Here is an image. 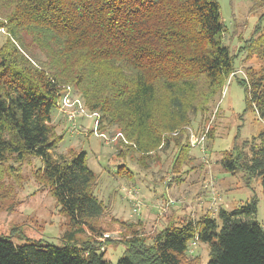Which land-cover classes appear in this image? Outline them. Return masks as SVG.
<instances>
[{
    "label": "trees",
    "instance_id": "1",
    "mask_svg": "<svg viewBox=\"0 0 264 264\" xmlns=\"http://www.w3.org/2000/svg\"><path fill=\"white\" fill-rule=\"evenodd\" d=\"M0 19L8 33L0 47V194L15 192L23 165L39 159L34 179L67 220L61 247L0 237V264H111L96 245L103 231L92 223L107 207L94 195L97 176L87 154L52 153L63 139L55 137L52 112L66 87L98 114L100 134L120 131V157L138 153L147 168L154 153L174 145L173 174L192 160L186 129L216 105L231 78L244 91V114L254 111L264 122V70L235 78L237 58L224 40L218 0H0ZM261 28L260 22L244 42L248 58L264 56ZM35 47L46 59L30 51ZM221 167L246 186L259 177L264 194V130L252 140L236 137ZM2 199L0 209L8 206ZM257 213L252 197L231 211L219 209L217 217L170 223L154 237L124 223L132 236L117 264H185L196 240L208 245V264H264ZM87 228L92 239L80 241L77 234ZM194 258L191 264H200Z\"/></svg>",
    "mask_w": 264,
    "mask_h": 264
},
{
    "label": "rangeland",
    "instance_id": "2",
    "mask_svg": "<svg viewBox=\"0 0 264 264\" xmlns=\"http://www.w3.org/2000/svg\"><path fill=\"white\" fill-rule=\"evenodd\" d=\"M218 2L227 29L225 43L237 58L235 78L247 79L246 70H264V56L254 53L248 58V53L241 50L258 23L264 26V21H260L264 17V0ZM263 30L261 28L260 31ZM7 38V31L0 29V47L6 43ZM30 51H34L40 60L46 59L39 49L30 48ZM72 97L78 101L77 107L81 106L87 115L94 114L74 89ZM244 111V91L231 78L216 105H212L206 115L194 118L186 129L192 160L180 169L179 174H173L177 153L174 145L154 153L145 168L138 163V153H131L128 157L118 155V145L123 136L117 128H109L100 134L96 129L99 124L95 126L94 118L86 116L76 121V132L71 133L72 126L64 115L53 110L51 125L55 129V137L63 136L52 152L53 156L70 157L71 153L85 152L87 164L97 176L94 195L104 203L107 210L92 225L102 228L103 234L96 238V245L104 251L107 261L117 264L125 252L122 243L132 236V231L124 227V223L135 225L145 237H154L170 223L199 221L205 215L217 217L219 209L231 211L256 197V220L264 227L261 179L254 177L250 186H246L241 175L233 176L223 172L221 167L222 154L232 149L236 137L252 140L264 130V122L254 111L245 114ZM211 129L214 130L213 140L208 138ZM193 138L202 139V144L193 147ZM122 165H127L124 171ZM40 167L42 163L39 159L23 165L16 191L7 195L0 194V202L6 196L4 203L12 207L11 212L6 210L7 205L0 209V237H8L16 245L33 241L61 247L62 238L67 232V220L60 213L55 198L35 181L33 173ZM128 171L134 173V179L131 174H127ZM10 182L14 183L13 180ZM93 234L87 228L84 233L77 234V238L80 241L91 240ZM20 235L25 236V240ZM194 257L199 258L200 264H208V245L198 242L191 245L185 264H191Z\"/></svg>",
    "mask_w": 264,
    "mask_h": 264
},
{
    "label": "built area",
    "instance_id": "3",
    "mask_svg": "<svg viewBox=\"0 0 264 264\" xmlns=\"http://www.w3.org/2000/svg\"><path fill=\"white\" fill-rule=\"evenodd\" d=\"M71 91L72 90L70 88H67V92L61 98L60 102L57 105V109H58L59 113L64 115L67 122L71 124V126H72L71 127V133L76 132V128H77L76 127V121L78 119L84 118L86 116L87 117H93L95 126H97L98 122H99L98 114H93V115L89 116V115H87V113L85 112V110L81 106L77 107L78 101H74L75 99H73ZM202 142H203L202 139L193 138L192 145H193V147H197L200 144H202ZM196 241H194L192 243V246L196 245V243H197Z\"/></svg>",
    "mask_w": 264,
    "mask_h": 264
},
{
    "label": "bare ground",
    "instance_id": "4",
    "mask_svg": "<svg viewBox=\"0 0 264 264\" xmlns=\"http://www.w3.org/2000/svg\"><path fill=\"white\" fill-rule=\"evenodd\" d=\"M67 88H70V87H66L65 92H64V95H65V93L67 92ZM70 89H71V88H70ZM71 90H72V89H71ZM71 92H72V91H71ZM64 95H63V96H64ZM63 96H62V97H63ZM62 97H61V98H62ZM60 100H61V99H60ZM59 102H60V101H59ZM98 124H99V122H98ZM97 126H98V125H97ZM96 129H98V127H96Z\"/></svg>",
    "mask_w": 264,
    "mask_h": 264
}]
</instances>
